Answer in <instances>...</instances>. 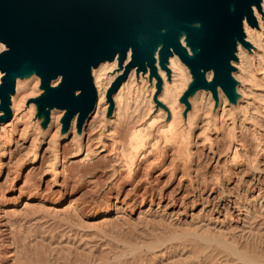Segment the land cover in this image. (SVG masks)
<instances>
[{"label":"rangeland","instance_id":"rangeland-1","mask_svg":"<svg viewBox=\"0 0 264 264\" xmlns=\"http://www.w3.org/2000/svg\"><path fill=\"white\" fill-rule=\"evenodd\" d=\"M252 99L264 106V96ZM256 112L239 120L236 138L231 115L209 139L196 129L185 157L169 149L162 164L140 163L137 153L131 168L108 141L118 135L139 151L133 113L114 128L112 114L91 119L82 149L62 142L57 162L45 143L30 163L29 125L10 134L0 158V264H264V111Z\"/></svg>","mask_w":264,"mask_h":264},{"label":"water","instance_id":"water-1","mask_svg":"<svg viewBox=\"0 0 264 264\" xmlns=\"http://www.w3.org/2000/svg\"><path fill=\"white\" fill-rule=\"evenodd\" d=\"M263 0H0V124L12 116L11 95L17 79L37 75L42 92L29 99L42 129L54 108L63 109L61 134L74 117L82 131L97 103L93 68L117 59L124 67L109 88L112 96L133 67L155 76L159 68L170 77L169 58L177 54L191 79L180 96L186 118L191 97L210 90L218 108L221 87L230 103L238 104L239 80L233 76L238 44L247 47L243 21L256 25L254 7ZM213 71L212 79L207 74ZM58 80L54 85L53 81ZM158 105L167 109L157 97Z\"/></svg>","mask_w":264,"mask_h":264},{"label":"bare ground","instance_id":"bare-ground-1","mask_svg":"<svg viewBox=\"0 0 264 264\" xmlns=\"http://www.w3.org/2000/svg\"><path fill=\"white\" fill-rule=\"evenodd\" d=\"M261 6V8L257 6L254 7V13L257 19L256 25L249 24L246 19L243 21L245 40L251 43V49L240 42L237 50V61H233V65L236 67L233 76L239 80L237 91H239L241 95L237 105H233L229 102L228 96L225 95L220 87L219 96L221 102L219 108L213 112L215 100L211 91L202 88L191 97L193 108L188 112V116L185 118L182 113L183 104L180 103V95L191 79L187 65L180 60L177 54L169 58L170 77H168L167 70L159 68V75L163 80V88L157 95L158 80L155 76L150 77V70L143 72L141 70L139 71L137 67L131 69L126 79L123 80L112 96L114 110L109 119L110 128L112 126L114 128L118 120H122L124 116H128L131 113L135 114L136 121L138 120L134 127V134H136L135 139L140 146L138 152L133 151L136 147L134 142L129 146L126 142L123 143L121 139L119 141L117 134L115 141H108L112 142L113 145H115V142L118 143L117 155L121 153L122 156H119V159H124L125 167L131 168L137 153V159L142 157L140 163L151 158L150 162L155 164H162L165 161L167 156H169V149L175 152L174 159L177 155V150L181 156H186V154L188 155L190 153L189 148L196 129H202L201 132L205 129V137L209 139L207 131L210 129L219 131L221 129V122H228L231 115L233 138H236L237 132L235 130L239 120L245 122L244 118L246 119L247 116L253 119V116L257 115L256 109H259V111L262 109L264 111V106H261L257 100L255 101V99H252L253 96L259 98L264 96L261 92L256 90L261 84V79H263L260 74L264 75V0ZM4 48V44L0 41V52L3 51ZM256 60L258 70L254 66ZM123 71L124 67L121 68L119 66L117 59H113V61H102L98 66L93 68L92 74L98 94L97 103L94 111L90 114L82 131L79 133L77 131L76 117H74L70 129L65 133H60L62 127L61 116L64 110L57 108L51 111V121L47 128L42 130L39 119L32 118L36 111L35 104L32 102L27 106L26 102L29 97L41 93L40 78L37 75H33L24 80L17 79L16 90L10 98L12 116L7 122L0 124V158L1 155L5 153V148L10 140V134L19 130H22L23 134L26 128H28V125L29 131H32L29 136L31 137L30 149L35 142V157L30 163H35L37 161L38 150L45 147V143L48 145L47 150L51 151L56 162L59 160V148L62 142L70 138H72L73 142L76 140V145L80 151L83 147L85 130L90 120L93 118V121L99 119L100 124L103 120L105 122V115L110 106V102L106 98L107 92L113 84V80L118 75L122 74ZM2 75L3 73L0 71V79ZM212 76L213 71H209L207 74L208 79L211 80ZM53 83L57 85L58 80L53 81ZM145 96L150 99L144 104L143 101ZM155 97L163 102L167 109L158 105L156 112L153 111ZM148 112L150 122L148 125H144L142 121ZM2 113L3 112L0 110V114ZM110 128L105 134L106 136L103 135L104 132H102V142H104L105 139L115 138V135L110 132ZM113 128L111 130L112 132ZM151 134L152 138L155 140L151 143L150 149L144 150ZM108 142H104L106 146L111 144ZM158 142H164L161 149L162 153L157 151ZM122 149L130 155H124L121 152ZM181 165L184 164L181 163Z\"/></svg>","mask_w":264,"mask_h":264}]
</instances>
